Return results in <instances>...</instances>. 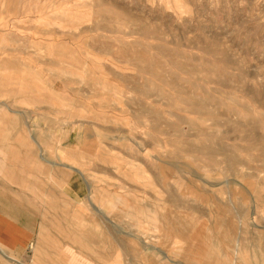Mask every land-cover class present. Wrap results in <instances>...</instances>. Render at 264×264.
I'll list each match as a JSON object with an SVG mask.
<instances>
[{
  "label": "rangeland",
  "instance_id": "1",
  "mask_svg": "<svg viewBox=\"0 0 264 264\" xmlns=\"http://www.w3.org/2000/svg\"><path fill=\"white\" fill-rule=\"evenodd\" d=\"M0 50L39 216L0 264H264V0H0Z\"/></svg>",
  "mask_w": 264,
  "mask_h": 264
},
{
  "label": "crops",
  "instance_id": "2",
  "mask_svg": "<svg viewBox=\"0 0 264 264\" xmlns=\"http://www.w3.org/2000/svg\"><path fill=\"white\" fill-rule=\"evenodd\" d=\"M11 55L9 51L0 50V71L4 72L3 75H0V96L14 102L16 105H28L27 85L21 81H12ZM20 66L26 68V64ZM25 71L26 69H23L24 73ZM20 74L18 79L21 80ZM38 115L39 117L43 116L42 114ZM43 118L41 117L42 120L48 123V117L43 116ZM53 121H58L56 116L51 123ZM0 122L5 124L0 126V147L5 155V159L0 163V246L9 250L26 249L34 240L36 230L33 226V220L39 216L34 214L33 211L29 212L21 201L13 200L10 184L26 182L27 188L25 178L27 177L28 165L34 164L33 162L37 160L36 146L38 142L32 137V134L38 130L32 129L34 123L27 121L24 114L20 112L2 114L0 115ZM37 127L36 125L35 128ZM18 132L21 134L20 138L22 140L13 141ZM30 138L35 144H32ZM27 189L31 191L34 187H28ZM40 189L41 191L37 192L39 197L43 194L42 188ZM42 226L43 223L41 228ZM40 235L36 241V251L42 249L43 235L42 233Z\"/></svg>",
  "mask_w": 264,
  "mask_h": 264
}]
</instances>
